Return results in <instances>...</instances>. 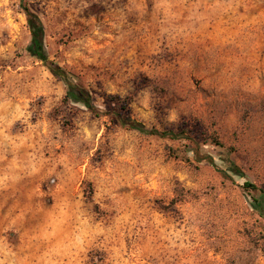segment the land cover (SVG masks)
Wrapping results in <instances>:
<instances>
[{"label":"rangeland","instance_id":"rangeland-1","mask_svg":"<svg viewBox=\"0 0 264 264\" xmlns=\"http://www.w3.org/2000/svg\"><path fill=\"white\" fill-rule=\"evenodd\" d=\"M24 1L97 105L172 134L65 100L0 0V264H264V0Z\"/></svg>","mask_w":264,"mask_h":264},{"label":"trees","instance_id":"trees-1","mask_svg":"<svg viewBox=\"0 0 264 264\" xmlns=\"http://www.w3.org/2000/svg\"><path fill=\"white\" fill-rule=\"evenodd\" d=\"M19 1L22 4V8L24 10L27 21V27L30 31V40L26 45V50L30 55L44 62L48 70L55 77L59 78L62 81L66 89L64 96L65 100H69L74 103H80L86 109L90 110L95 116H107L122 127L161 136L172 134L170 131H160L155 128H147L142 121H139L128 115H124L117 109L102 108L97 105L90 90L86 86L81 84L76 79L73 73H71L68 69L61 66L57 62L49 60L44 43V29L40 18L36 15V13L29 9L24 0ZM213 142L220 147H224L223 142L215 137L213 138ZM210 162L214 164V166H216V169L220 170V168L215 165L212 159ZM225 164L228 169L233 170L236 173L240 172L239 167L237 166L235 161L229 157V152L225 159ZM242 186L244 188H256L255 184L249 179H245ZM251 206L258 212L259 215L264 217V195H261L258 198L252 197Z\"/></svg>","mask_w":264,"mask_h":264}]
</instances>
